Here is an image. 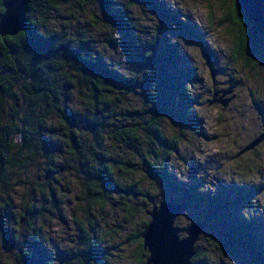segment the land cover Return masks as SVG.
<instances>
[{
  "label": "trees",
  "instance_id": "trees-1",
  "mask_svg": "<svg viewBox=\"0 0 264 264\" xmlns=\"http://www.w3.org/2000/svg\"><path fill=\"white\" fill-rule=\"evenodd\" d=\"M6 2L0 0V15ZM147 7L160 12L164 31L169 28L162 20L174 21L204 41L165 0H28L27 28L0 35V239L13 264H102L106 235L117 229H108L101 213L112 207L131 223L139 210L136 199L145 194L137 179L142 171L168 189L158 195L148 190L151 203L205 208L194 222L204 223L211 248L234 256L246 251L251 262L264 264V218L240 211L252 208L257 189L232 183L209 191L182 181L169 163L187 128L199 123L185 81L194 74L180 66L181 53L172 41H162L159 29L144 37L137 19ZM222 8L220 23L234 37L233 58L253 62L248 50L264 22L254 24L237 0H223ZM111 46H121L126 61L138 65L134 72L109 57ZM170 122L178 125L172 133ZM32 171L26 177L33 184L19 199L13 175ZM68 174L79 184V233L71 249H51L43 221L61 207ZM150 220L132 234L139 264H148L142 232ZM195 249L193 262L199 264L204 252Z\"/></svg>",
  "mask_w": 264,
  "mask_h": 264
},
{
  "label": "rangeland",
  "instance_id": "rangeland-1",
  "mask_svg": "<svg viewBox=\"0 0 264 264\" xmlns=\"http://www.w3.org/2000/svg\"><path fill=\"white\" fill-rule=\"evenodd\" d=\"M224 1L231 4V0ZM165 3L180 16L182 24L196 26L204 38L202 41L191 36L189 31L174 21L162 20L163 27L169 28L164 31L159 28L160 12L148 7L146 11H141L140 20L137 19L138 26L147 31L144 37H151L150 33L159 29L163 42L172 41L170 45L181 53L180 66L191 69L194 74V77L186 78L185 81L189 86L199 123L196 124L197 129L187 128L179 154L172 156L169 163L182 181L199 184L209 191H216L222 185L232 183L253 189L259 188L251 194L256 196L252 200V208L250 210L243 208L240 211L249 215L252 213L251 217L255 219L264 218V40H262L264 29H261V33H256L251 42L248 53L254 54V59L253 62L246 64L241 58H233L234 37L228 25L220 23V19L226 13L222 8L223 0H165ZM209 50L215 55L212 66L208 64V60L211 59L208 55ZM108 51L110 58L118 64L121 61L123 69L134 72L138 67L134 65V61L131 60L129 63L126 61L121 46H111ZM166 51L163 47L159 49L162 58L170 55ZM158 59L160 60L159 56ZM165 63L169 62L165 60ZM165 67L172 71L171 66L170 69L168 66ZM216 99L219 101L211 102ZM225 100H228L226 106L222 102ZM169 124L167 128L170 133L177 130L178 125H174L173 122ZM259 139L261 141L254 148L247 149L248 145ZM32 174L34 175L33 171L29 174L13 175V181L16 183L15 193L19 199L28 188H31L33 181L26 175ZM140 178L145 186V194L136 199L139 210L131 223L125 222L121 213L112 207L108 212L101 213L102 217L109 219L108 229H117V232L106 235L107 239L103 243L106 250L105 259L103 258V261L100 258L102 264H139L136 254L139 245L132 238V234L142 229L145 222L151 219L149 211L157 204L154 200L151 203L147 191L156 195L168 191L167 188L161 190L163 183L160 185L154 179L148 178L144 171L137 176V179ZM78 191L77 178L73 174H68L65 181V199L59 203L61 207H53V212L43 221L44 233L51 239L49 245L51 249L59 245L60 249L69 250L74 246V242L76 244L79 227L75 221L77 215L75 201ZM205 210L197 205L185 208L176 220V226L181 228L179 233L182 237L186 235L184 228L200 220ZM119 224L122 226H118ZM200 235L201 239H198L196 245L201 247L204 257L197 260L199 264H255L250 261V254L246 251L234 256L211 248L207 241L209 232L206 227ZM108 246L111 248L108 249ZM0 263H14L13 255L4 249L1 239Z\"/></svg>",
  "mask_w": 264,
  "mask_h": 264
},
{
  "label": "water",
  "instance_id": "water-1",
  "mask_svg": "<svg viewBox=\"0 0 264 264\" xmlns=\"http://www.w3.org/2000/svg\"><path fill=\"white\" fill-rule=\"evenodd\" d=\"M240 9L245 11L254 24L261 27L264 22V0H237ZM28 0H7L5 11L0 15V35H17L27 28ZM262 28H257L261 33ZM264 35V34H263ZM212 58L208 60L212 66ZM213 70V69H212ZM213 73V71H212ZM218 102L219 99L211 102ZM226 106L228 100L222 101ZM247 146L254 148L258 142ZM183 213V205L171 201L155 204L149 212L150 222L142 232L144 249L148 251V264H194L197 254L196 242L205 225L202 221L193 222L184 228L186 236L179 233L177 218Z\"/></svg>",
  "mask_w": 264,
  "mask_h": 264
},
{
  "label": "bare ground",
  "instance_id": "bare-ground-1",
  "mask_svg": "<svg viewBox=\"0 0 264 264\" xmlns=\"http://www.w3.org/2000/svg\"><path fill=\"white\" fill-rule=\"evenodd\" d=\"M203 35V34H202ZM204 37H205V35H204ZM211 53V52H210ZM208 55H210V54H208ZM212 57V56H211ZM212 60H213V58H212ZM209 64V63H208ZM215 64V63H214ZM212 65H213V63H212ZM227 84V83H226ZM219 86H221V85H219ZM216 88V87H215ZM233 92V91H232ZM239 92V91H238ZM239 94V93H238ZM228 96H229V98H230V95L228 94ZM227 96V97H228ZM236 98V97H235ZM236 100V99H235ZM215 104H213V106H214ZM210 106V105H209ZM226 111V110H225ZM221 114V113H220ZM196 115V114H195ZM204 123V122H203ZM196 126V125H195ZM257 132V131H256ZM257 136V135H256ZM256 138V137H255ZM260 146V145H259ZM258 149V148H257ZM243 155V154H242ZM251 168V167H250ZM258 182V181H257ZM244 184V183H243ZM253 188V187H252ZM251 189V188H250ZM259 189V188H258ZM257 189V190H258ZM264 189V188H263ZM250 191V190H249ZM255 191H256V189H255ZM264 196V195H263ZM262 196V197H263ZM250 197H252V196H250ZM247 198V197H246ZM187 227V226H186ZM203 232V231H202ZM182 235V234H181Z\"/></svg>",
  "mask_w": 264,
  "mask_h": 264
}]
</instances>
